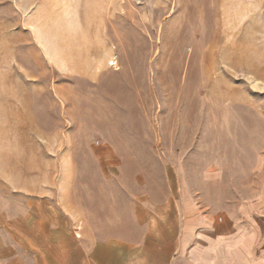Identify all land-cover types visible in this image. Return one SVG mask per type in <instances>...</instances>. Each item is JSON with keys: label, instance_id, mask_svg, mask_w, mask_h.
Returning <instances> with one entry per match:
<instances>
[{"label": "rangeland", "instance_id": "1", "mask_svg": "<svg viewBox=\"0 0 264 264\" xmlns=\"http://www.w3.org/2000/svg\"><path fill=\"white\" fill-rule=\"evenodd\" d=\"M44 172L56 209L114 194L98 264L241 229L263 256L264 0H0V264H33Z\"/></svg>", "mask_w": 264, "mask_h": 264}, {"label": "crops", "instance_id": "2", "mask_svg": "<svg viewBox=\"0 0 264 264\" xmlns=\"http://www.w3.org/2000/svg\"><path fill=\"white\" fill-rule=\"evenodd\" d=\"M49 186V173L45 177V172L41 181L36 180L32 186H27L33 194L34 215L30 216V221L26 217L19 221L20 225L30 227L32 246L29 247V256L33 258V264H98L100 247L95 234L125 230L124 221L116 223L115 220L114 194L83 193L63 188L56 209L47 198L51 191ZM55 209L57 211H53ZM253 227L259 226L255 224ZM187 243L188 238L184 237L176 250V257L169 264H264V255L254 256L259 239L242 229L224 235L223 241L213 247L207 235L198 237L192 247ZM101 249L108 254L107 248ZM212 250L219 254L218 258L211 257Z\"/></svg>", "mask_w": 264, "mask_h": 264}, {"label": "bare ground", "instance_id": "3", "mask_svg": "<svg viewBox=\"0 0 264 264\" xmlns=\"http://www.w3.org/2000/svg\"><path fill=\"white\" fill-rule=\"evenodd\" d=\"M111 64H113V63L111 62Z\"/></svg>", "mask_w": 264, "mask_h": 264}]
</instances>
